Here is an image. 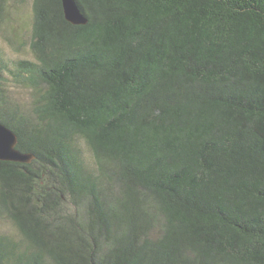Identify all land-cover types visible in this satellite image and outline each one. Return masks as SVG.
Masks as SVG:
<instances>
[{"label":"trees","instance_id":"16d2710c","mask_svg":"<svg viewBox=\"0 0 264 264\" xmlns=\"http://www.w3.org/2000/svg\"><path fill=\"white\" fill-rule=\"evenodd\" d=\"M77 1L31 0L33 119L0 53L36 155L0 161V264H264V0Z\"/></svg>","mask_w":264,"mask_h":264},{"label":"rangeland","instance_id":"374dc122","mask_svg":"<svg viewBox=\"0 0 264 264\" xmlns=\"http://www.w3.org/2000/svg\"><path fill=\"white\" fill-rule=\"evenodd\" d=\"M6 9L8 12L0 25V53L6 65L2 71L5 78L6 99L8 103L14 107H19L23 113H27L26 115H30L33 119L32 103L38 96L39 89L17 82L12 73L16 69V62L19 60H34L33 52L29 46L32 24L31 0L25 2L22 0H9ZM9 37L12 41L8 40ZM16 37L19 38L16 39ZM20 39L25 40L27 43L19 46ZM79 145L84 149L88 161L93 163L91 153L87 147L83 143H79ZM0 231L13 236L19 235L15 225L8 219L0 221Z\"/></svg>","mask_w":264,"mask_h":264},{"label":"water","instance_id":"95a60500","mask_svg":"<svg viewBox=\"0 0 264 264\" xmlns=\"http://www.w3.org/2000/svg\"><path fill=\"white\" fill-rule=\"evenodd\" d=\"M65 19L73 25H85L88 18L81 10L77 0H62ZM18 134L0 121V161L31 163L36 159L32 152H23L18 148Z\"/></svg>","mask_w":264,"mask_h":264},{"label":"bare ground","instance_id":"6f19581e","mask_svg":"<svg viewBox=\"0 0 264 264\" xmlns=\"http://www.w3.org/2000/svg\"><path fill=\"white\" fill-rule=\"evenodd\" d=\"M8 126V125H7ZM9 127V126H8ZM11 128V127H10Z\"/></svg>","mask_w":264,"mask_h":264}]
</instances>
